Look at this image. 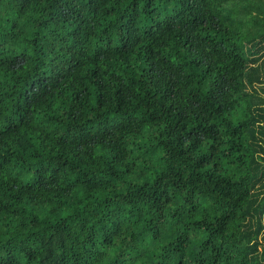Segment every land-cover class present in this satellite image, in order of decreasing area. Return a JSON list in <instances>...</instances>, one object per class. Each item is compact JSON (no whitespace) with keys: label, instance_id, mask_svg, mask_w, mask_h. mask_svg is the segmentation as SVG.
<instances>
[{"label":"clouds","instance_id":"obj_1","mask_svg":"<svg viewBox=\"0 0 264 264\" xmlns=\"http://www.w3.org/2000/svg\"><path fill=\"white\" fill-rule=\"evenodd\" d=\"M0 264H264V0H0Z\"/></svg>","mask_w":264,"mask_h":264}]
</instances>
